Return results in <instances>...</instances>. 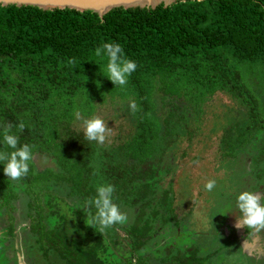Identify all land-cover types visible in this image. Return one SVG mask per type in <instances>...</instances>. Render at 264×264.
I'll list each match as a JSON object with an SVG mask.
<instances>
[{"label": "trees", "instance_id": "1", "mask_svg": "<svg viewBox=\"0 0 264 264\" xmlns=\"http://www.w3.org/2000/svg\"><path fill=\"white\" fill-rule=\"evenodd\" d=\"M108 41L120 43L137 64L123 87L101 75L105 62L94 56V49ZM216 93L231 96L243 109V118L221 136L220 151L236 156L255 130L264 131V0H178L154 8L117 7L103 17L93 10L0 4V125L11 123L20 142L32 145L33 154L52 159L41 163L42 170L32 160L21 180L31 186L65 185L84 200L95 195L97 185L111 183L115 202L137 209L134 219L122 225L133 251L156 232V220L177 218L169 191L159 196L155 187L163 156L178 136L174 127L186 125L188 113L196 116V130L188 131L192 139ZM129 99L137 103V111L131 112L132 135L107 146L84 139L76 112L91 117L98 104L119 100L125 107ZM156 108L165 113L160 125ZM19 123L23 129L16 128ZM259 143L252 163L263 160L256 176L264 177V133ZM7 151L0 146V152ZM186 152L184 148L181 156ZM2 167L0 206L11 210L18 193ZM174 170L166 166V173ZM55 199L47 194L48 205H60ZM32 202L35 211L29 214L26 236L33 239L30 249L39 253L36 264H104L98 254L106 243L97 229H91V239H69L66 228L46 226L35 193ZM158 205H168L169 216ZM59 216L83 233L84 213H77L75 221ZM114 245L123 251L119 242ZM190 253L172 254L163 263L193 264L198 258ZM123 255L131 262L130 250ZM148 260L139 253L133 264Z\"/></svg>", "mask_w": 264, "mask_h": 264}, {"label": "rangeland", "instance_id": "2", "mask_svg": "<svg viewBox=\"0 0 264 264\" xmlns=\"http://www.w3.org/2000/svg\"><path fill=\"white\" fill-rule=\"evenodd\" d=\"M127 105L123 107V103L117 100L115 103L106 101L96 106L93 115L102 117L106 126L111 129L104 146L119 144L134 132V121ZM154 115L160 120V125L165 113L156 108ZM204 115L200 128L190 141L188 131L196 130L192 128L196 123L194 114L188 113L186 125L174 127L178 136L163 156L161 179L155 184L159 196L169 191L168 197L172 198L171 207L177 218H169L164 223L156 220V232L139 251H133L132 239L122 228V225L134 219L137 210L126 206L122 208L128 213V219L123 224H116L114 230L101 231L97 227L87 225L88 221L85 218L82 222L83 233L80 232L79 226L74 228L71 226L73 231L69 233V239L84 237L83 240H88L92 236L91 229H97L106 243L105 248L98 254L104 264H133L137 261L139 253L149 259L143 264H161L164 257L180 252L188 257L191 251L198 258L193 264H237L236 261L238 264H264V259L257 257L264 251V233L251 240L247 230L245 234L239 235L238 230L226 220L231 195L241 184L254 185L257 190L264 192V177L256 176L257 170L263 165V160H259L257 165L252 163V156L258 151L259 139L264 131L255 130L242 144L236 156H227L220 151L221 136L227 126L243 118L242 107L231 96L216 93L206 104ZM77 128L82 130L80 121ZM184 148L187 152L181 156ZM33 160L40 167L39 170L44 167L41 163H52L48 154L39 152L33 154ZM166 166L174 167V172L166 173ZM213 178L218 182V189L213 192L205 191L203 184ZM12 186L18 196L13 198L11 210L6 205L0 206V243L3 241L5 255L10 257L14 264L16 255L22 264H32L31 259L34 258L31 250L34 247L30 249L29 243L33 242V239L28 240L26 234L29 232V214L35 211L32 202L34 193L40 197L45 215L43 221L49 228L61 226L67 230L70 223L68 224L65 218H60L59 214H71V205L76 203L82 206L85 200L73 192L69 193L67 186L55 183L49 185L36 183L31 186L19 178ZM47 194L55 196L57 200L52 202L60 205H48ZM167 208L168 205H158L159 212L169 216ZM80 212L85 214L82 208L73 209L71 217L73 219L69 220L75 221L76 214ZM11 225L12 234L9 232ZM259 239L263 249L257 244ZM114 242H119L123 251L115 248ZM124 249L130 250L131 262L123 255ZM1 250L3 245L0 246ZM253 250L261 252L253 254ZM38 256L39 254L37 258ZM172 264H177V261L173 260Z\"/></svg>", "mask_w": 264, "mask_h": 264}, {"label": "clouds", "instance_id": "3", "mask_svg": "<svg viewBox=\"0 0 264 264\" xmlns=\"http://www.w3.org/2000/svg\"><path fill=\"white\" fill-rule=\"evenodd\" d=\"M94 56L105 63L101 69V75L110 80L114 86L123 87L129 76L136 70L135 60L126 57L122 45L118 42H102L94 49ZM130 112L137 111L135 100H128ZM75 119L80 121L84 139L94 141L97 145H103L111 131L106 126L104 119L100 116L82 118L80 112L75 113ZM13 125L5 123L0 125V146H7V152H0V165L3 174L11 181L29 173V164L33 160V147L28 143H21L19 137L12 131ZM17 129H23L24 124L16 125ZM195 163V162H194ZM203 189L213 192L218 189L216 179H208L203 184ZM114 186L111 183H101L95 188V195L84 201L80 206L76 203L71 205V218L73 209L82 208L86 214L87 225L97 227L101 231L110 228L114 224H123L128 219V213L115 202ZM230 211H235L233 227L244 228L248 236L256 237L264 233V193L257 190L254 185L241 184L235 190L227 205ZM73 228L69 226L67 232L71 233Z\"/></svg>", "mask_w": 264, "mask_h": 264}, {"label": "water", "instance_id": "4", "mask_svg": "<svg viewBox=\"0 0 264 264\" xmlns=\"http://www.w3.org/2000/svg\"><path fill=\"white\" fill-rule=\"evenodd\" d=\"M176 1L178 0H0V4L33 5L46 10L67 7L80 11L93 10L103 17L108 11L117 7L154 8L160 4L168 6Z\"/></svg>", "mask_w": 264, "mask_h": 264}, {"label": "flooded vegetation", "instance_id": "5", "mask_svg": "<svg viewBox=\"0 0 264 264\" xmlns=\"http://www.w3.org/2000/svg\"><path fill=\"white\" fill-rule=\"evenodd\" d=\"M258 191H260V192H262V193H264L263 191H261V190H258ZM232 212V213H231ZM235 211H230V212H228V214H227V218H226V220H228V223H229V225H231L232 227H233V222H234V216H235ZM238 230V234L239 235H243V234H245V230L246 229H244V228H241V229H237ZM9 232H10V229H9ZM10 234H12L11 232H10ZM258 236V235H257ZM257 236L256 237H251V240H255L256 238H257ZM260 240L261 239H259L258 241H257V244H260ZM1 245H3V250H1L0 252V264H14V262L12 261V260H10V257H8L7 255H5V250H4V243H3V241H2V243H0V246ZM261 245V244H260ZM261 249H263V246L261 245ZM259 253L260 254V252L261 251H258V250H253L252 251V253L253 254H255V253ZM31 253H32V256H33V258L34 259H31L32 261H31V263L32 264H36V262L35 261H37V255L39 254L38 252L36 253V250L35 249H32L31 250ZM262 255V256H261ZM258 258H262V259H264V251L262 252V254H260V255H258L257 256ZM16 260V264H22L21 263V261H20V259L18 258V256L16 255V258L14 259V261ZM236 263L238 264V262L236 261ZM37 264H41V263H37Z\"/></svg>", "mask_w": 264, "mask_h": 264}]
</instances>
